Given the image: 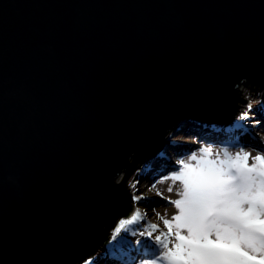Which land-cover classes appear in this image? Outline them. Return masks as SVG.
Listing matches in <instances>:
<instances>
[{"label": "water", "instance_id": "obj_1", "mask_svg": "<svg viewBox=\"0 0 264 264\" xmlns=\"http://www.w3.org/2000/svg\"><path fill=\"white\" fill-rule=\"evenodd\" d=\"M264 89V0H0V264H74L122 174ZM133 161L132 163L130 161Z\"/></svg>", "mask_w": 264, "mask_h": 264}, {"label": "snow or ice", "instance_id": "obj_2", "mask_svg": "<svg viewBox=\"0 0 264 264\" xmlns=\"http://www.w3.org/2000/svg\"><path fill=\"white\" fill-rule=\"evenodd\" d=\"M240 118L247 120L248 112ZM250 155L242 151L232 156L225 147L208 158L212 149L202 147L179 159L178 169L157 181L180 182L179 198L170 201L178 213L171 221L163 220L169 231L156 235L153 242L149 229L156 230L157 225L139 233L149 237L137 240L142 250L158 255V260L145 259L142 264H264V155L257 154L249 164ZM167 190L171 193L173 186ZM157 195L163 197L159 191ZM144 199L133 195L134 202ZM140 215L137 211L123 223L132 225Z\"/></svg>", "mask_w": 264, "mask_h": 264}, {"label": "bare ground", "instance_id": "obj_3", "mask_svg": "<svg viewBox=\"0 0 264 264\" xmlns=\"http://www.w3.org/2000/svg\"><path fill=\"white\" fill-rule=\"evenodd\" d=\"M242 93L243 97L247 94V92L245 93L244 91ZM255 98L256 95L255 97H253V100H255ZM237 102H241L242 104H244L243 100H240V98H238ZM240 109L237 111L235 118L233 117L235 123L227 125V127L218 126L215 124H200L195 122L194 120L186 118L182 119L176 125L172 132H174L175 130V133L184 134V139H189L191 135L196 134L199 135L203 140H211L221 145H224L226 143L231 145L256 144L257 139L254 136V132H257V134H259L260 136H264V105L257 108V110L253 112L257 117V120L260 122V124L255 127V129L249 128L250 124H248V122L250 121L251 116H248L247 120H243L240 118L242 113L246 112L244 106H241ZM170 136H168V138H170ZM165 139H167V137ZM166 148L172 150L174 154L177 155V157L185 154V152L188 150V147L179 146L168 141L164 145V149ZM164 152H160V154H158L157 157L153 159V161L148 162L145 166L140 163L141 166H135L134 170H137L139 168L143 169L140 175L141 178L151 180L152 178H154V176L159 174L161 171L166 170L170 166L174 165L176 167H179L178 162H173V164L172 158L166 157L167 155ZM130 162L132 163L133 161L131 160ZM123 180H125V178ZM127 180V184L131 183L132 181L130 178H128ZM152 185L153 183H150L144 189V192L153 191L156 196L165 204V208L163 209L164 212L152 211L149 203L140 205V201L130 202V196L125 191V194L129 198V203H131V206H133L134 209L130 211L127 217H118L114 220L115 222L113 225L109 224L106 232L108 240L104 246L99 247V249L96 248L93 252L90 253L91 256L89 255L87 258L77 261L74 264H137V258L144 257L145 259H147L154 252V250L152 249L144 251L142 250V246L137 244V240H149V237L147 235L140 236L139 233L143 232L150 224L157 225V229L160 230V234L166 233L167 228L164 226L163 220L168 219V216H170L176 209L175 206L170 203V201L178 199L179 197L176 194L174 182H166L159 187H152ZM169 185L173 186V191L171 193L167 190ZM135 187L132 188L131 185H129V189L127 191L129 194L134 192L133 195L139 196L138 191L135 190ZM158 191L163 193V197L157 195ZM137 211H139V213L141 214L137 217L139 219L143 217V219H141L140 225L133 223L130 226H126L125 224H122V220L131 219L134 213H136ZM136 226L137 228H135ZM149 242L151 243L153 241L150 239Z\"/></svg>", "mask_w": 264, "mask_h": 264}, {"label": "rangeland", "instance_id": "obj_4", "mask_svg": "<svg viewBox=\"0 0 264 264\" xmlns=\"http://www.w3.org/2000/svg\"><path fill=\"white\" fill-rule=\"evenodd\" d=\"M243 91L245 93L247 92V94L244 95V97L242 95ZM255 95H256V98H255V100H253V97H255ZM237 96H238V98H240V100L241 99L243 100L244 104H242L241 102H236V104H235L236 105V111L234 112V114L232 116L235 118L237 111L241 108V106H244L246 109V112H248V116H251V119L248 122V124H250L249 128L255 129V127H257L260 124V122L258 124L255 123V121H258V120H257V117L255 116V114L253 112H255L257 110V108L264 105V89L259 87V86H256V85L243 84L238 88ZM249 105H251V109L248 108ZM233 123H235V122L233 121L232 124ZM168 136H170V138H168ZM254 136L257 139L256 144L231 145V144L226 143L224 145H221V144L213 142L211 140H203V139H201V137L199 135H196V134L191 135L189 139H184V137H185L184 134L175 133V130H174V132L170 131V133H168V135L166 136L167 139H165V141L175 143L179 146L188 147V150L185 152V154L178 156V157L176 154H174V152L172 150H169V148L164 149L165 152L164 151L163 152L166 153V155H167L166 157L172 158V163L173 162L175 163V162H178L179 159H182V158L187 159V156L193 152L199 153V149L202 147H210L212 149V156H210L208 158H214L216 154L221 153L222 149L226 147L232 156H235V154L237 152H242V151L243 152H249L251 155L248 159V163L251 164L253 162L252 157H255L257 154L264 155V136H260L259 134H257V132H254ZM182 156H185V157H182ZM192 163L195 164L196 161H192ZM174 169H178V167H176L174 165L170 166L166 170L161 171L159 174L154 176V178H152L151 180H147L145 178H141L140 175H141V173H142L141 171L143 169L139 168L137 170H133L132 173H130L129 175H126L125 173L121 174L117 178L116 182H117V184H120V183L124 184V189H125L126 193L130 196V202H134L133 201V193L134 192L129 194L127 190L129 189V185H131L132 188L136 186L135 190L138 191V195H143L144 197L147 198V199L141 200L140 205L149 203V206H150V208H152V211L164 212L163 209L165 208L164 207L165 204L156 196V194L153 191L144 192V189L150 183H153V184H155L156 187H159L166 182H170L171 180H165L163 183H158L157 181H159L164 176L170 175L171 171ZM124 178H125V180H123ZM128 178H130L132 181H131V183L127 184L126 181H128L127 180ZM171 182H173V181H171ZM174 183H175L174 187H175V190L177 192V189H179L181 187V185H180L179 181H175ZM134 205H136V204H134ZM129 206H130L131 211H132L134 209V207L131 206V203H129ZM177 213H178V210L175 209L174 212L170 216H168V220L171 221L172 217L174 215H176ZM124 221H127V220H122L121 221L122 224H125L126 226H130V225H127L126 223H123ZM140 223H141V219H139L137 217L135 224L140 225ZM174 225H175V222L173 221L172 232H174V230H175ZM135 228H137V226ZM123 230H125V229H123ZM149 231L152 232V236H151L152 241H154V238L156 235H161L159 232L160 231L159 229H156V230L149 229ZM168 231L169 230L167 229L166 233H168ZM169 247H171V244H169ZM144 259H145L144 257L137 258L136 263L142 264ZM147 259H149V260L157 259L158 260V255L154 251Z\"/></svg>", "mask_w": 264, "mask_h": 264}, {"label": "trees", "instance_id": "obj_5", "mask_svg": "<svg viewBox=\"0 0 264 264\" xmlns=\"http://www.w3.org/2000/svg\"><path fill=\"white\" fill-rule=\"evenodd\" d=\"M140 166H141L140 163L136 165V167H140ZM114 220H115V218H113L112 221L110 222L111 225L114 224V222H115Z\"/></svg>", "mask_w": 264, "mask_h": 264}]
</instances>
